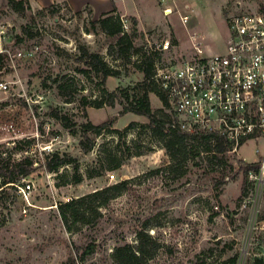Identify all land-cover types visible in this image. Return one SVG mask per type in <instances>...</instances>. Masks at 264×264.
<instances>
[{"label": "rangeland", "instance_id": "374dc122", "mask_svg": "<svg viewBox=\"0 0 264 264\" xmlns=\"http://www.w3.org/2000/svg\"><path fill=\"white\" fill-rule=\"evenodd\" d=\"M102 1L106 6L92 0L96 11L115 7L128 18L135 46L142 47L138 53L132 50L130 60L108 50L114 37L93 29L100 11L94 15L89 6L74 10L65 1L33 8L28 0L18 11L0 0V66L9 83L0 93V165L27 156L34 161V171L17 186L6 187L0 177V264H116L114 247L137 243L142 228L156 240L151 264H222L234 253H239L238 264H256L255 259H264V177H249L244 193L239 169V159L259 162L255 141L222 162L189 140L187 160L174 161L163 139L149 128V118L124 110L143 93L137 59L147 52V37L175 43L166 58L182 60L190 53L193 34L208 53H223L235 0H178L180 12L190 15L187 25L179 13L167 19L156 0ZM25 28L36 35L29 36ZM80 44L100 52L119 74L103 78L82 72ZM104 89L116 94L115 105H92L106 95ZM150 99L160 117H170L169 106L155 93ZM54 109L68 114L79 129L89 120L110 125L86 153L80 146L82 131L63 126L52 116ZM54 152L76 157L78 170L66 164L48 171L43 163ZM123 180L127 188L116 197L112 191L94 196ZM83 196L88 209L97 212L89 209L86 221L68 225L61 204ZM90 243L96 250L82 260Z\"/></svg>", "mask_w": 264, "mask_h": 264}, {"label": "built area", "instance_id": "2783aa9c", "mask_svg": "<svg viewBox=\"0 0 264 264\" xmlns=\"http://www.w3.org/2000/svg\"><path fill=\"white\" fill-rule=\"evenodd\" d=\"M156 1L167 19L179 13L182 23L188 24L190 15L180 12L178 0ZM121 18L128 31V18ZM227 27L229 35L223 53H208L194 34L191 51L182 60L164 57L175 48L170 38L152 42L147 37L145 50L158 55L152 78L169 102L171 123L185 131H215L224 135L231 144L228 153L239 154L243 145L254 140L260 169L256 173L250 171L249 175L261 179L264 177V0L261 4L235 0ZM4 69L0 67V93L9 84L3 79Z\"/></svg>", "mask_w": 264, "mask_h": 264}, {"label": "trees", "instance_id": "16d2710c", "mask_svg": "<svg viewBox=\"0 0 264 264\" xmlns=\"http://www.w3.org/2000/svg\"><path fill=\"white\" fill-rule=\"evenodd\" d=\"M9 3L18 11L25 9V3L27 0H8ZM52 5L45 7L51 8ZM93 29H101L105 34L115 38L114 47L112 44L108 50L112 53L115 51L119 58L130 60L135 48V52L142 50V47L135 46L132 35L124 29L121 15L117 14V10L114 7L113 10L104 12L99 18L92 21ZM25 32L34 37L36 34L30 29L25 28ZM79 55L77 60L82 62L85 67L81 69L82 72L89 74L95 73L103 78L108 76H117L119 71L112 67L111 64L104 58V56L98 51H92L85 44H80ZM142 52L141 57H138V66L144 74L142 81L143 93L131 101L130 105H125V111H133L137 114L145 115L149 118V128L152 132L158 135L164 141V146L168 154L172 159L178 160L182 157L183 160H187L189 149V140L194 141L204 151L214 154L222 162H228V151L231 149V144L226 137L215 131H185L177 125L171 123V116L160 117L151 106L150 93H155L160 100L169 105L166 96L160 91L157 83L152 78L154 74V64L157 59V53L146 54ZM4 55L0 54V63L3 62ZM1 65V64H0ZM1 67V66H0ZM60 90L63 93L64 87L60 85ZM104 94L100 98L92 101V105L96 107H102L104 104L111 106L115 105L116 94L114 92H107L104 89ZM127 98H129L127 96ZM52 116L61 121L63 126L68 128L71 132L77 133L82 131L83 137L80 140V146L84 152L92 150L96 144V136L101 134L110 124L108 122H102L99 124L93 123L91 120L85 122L81 129L74 123L68 114L60 113L58 110H52ZM240 171L243 172V192L246 193L247 184L249 182L250 171L258 172L260 169V162L247 163L243 159H239ZM48 171H58V169L66 164H74L78 170V159L73 157L69 153L61 154L54 152L46 157L43 163ZM120 163H117V167ZM179 172L181 168L175 167ZM34 171V161L29 157L22 158L18 161H8L0 165V177L3 178L4 185L17 186L21 178L29 176ZM156 170L155 172H158ZM183 173V172H181ZM77 176V175H75ZM81 178L76 177V182H79ZM222 183V181H221ZM128 181L123 180L108 187L95 191L93 194L97 198H101L106 192L112 191L111 197L114 198L119 195L125 188H127ZM104 202L101 201L100 204ZM86 206V207H85ZM93 212H97V208H90ZM86 198L78 197L61 204V216L64 222L69 225V222L86 221V215L89 212ZM264 218V215L262 216ZM156 246L155 238L150 235L145 229H140L137 232V243L133 244L125 242L118 244L114 247L113 258L116 264H151V259L154 254ZM96 250L94 243L88 244L83 248V253L80 255L81 259H85L87 255L93 253ZM79 252V250H78ZM239 253H234L223 261L222 264H238ZM256 264H264L263 258L255 259Z\"/></svg>", "mask_w": 264, "mask_h": 264}, {"label": "crops", "instance_id": "0c3cea01", "mask_svg": "<svg viewBox=\"0 0 264 264\" xmlns=\"http://www.w3.org/2000/svg\"><path fill=\"white\" fill-rule=\"evenodd\" d=\"M67 2L74 10H82L84 9L85 7H90V10L92 11V13H94V15H97V13H104V12H108V11H111L108 10L107 8L105 10H99V11H96V8L95 6L92 4V0H28L29 4L33 7V8H42L44 6H48L49 4H52V3H58V2ZM99 2H97L98 6H106L107 3H105V1H102V0H98ZM116 4V6H118L117 3H114ZM135 5V3H134ZM136 7V5H135Z\"/></svg>", "mask_w": 264, "mask_h": 264}]
</instances>
